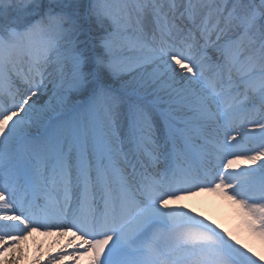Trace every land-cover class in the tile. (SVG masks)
I'll list each match as a JSON object with an SVG mask.
<instances>
[{
    "label": "snow or ice",
    "instance_id": "1",
    "mask_svg": "<svg viewBox=\"0 0 264 264\" xmlns=\"http://www.w3.org/2000/svg\"><path fill=\"white\" fill-rule=\"evenodd\" d=\"M202 192L264 242V0H0V264H264Z\"/></svg>",
    "mask_w": 264,
    "mask_h": 264
},
{
    "label": "bare ground",
    "instance_id": "2",
    "mask_svg": "<svg viewBox=\"0 0 264 264\" xmlns=\"http://www.w3.org/2000/svg\"><path fill=\"white\" fill-rule=\"evenodd\" d=\"M188 207L214 219L221 227L232 231L241 243L251 247L258 255H264V243H259L251 233L242 226L239 216L233 207L214 193L202 192L181 201ZM57 237L46 236L43 230L33 233L22 245L24 249L23 259L20 264H33V261L41 254L56 246ZM64 241L62 240L61 243ZM43 264V262H41Z\"/></svg>",
    "mask_w": 264,
    "mask_h": 264
},
{
    "label": "rangeland",
    "instance_id": "3",
    "mask_svg": "<svg viewBox=\"0 0 264 264\" xmlns=\"http://www.w3.org/2000/svg\"><path fill=\"white\" fill-rule=\"evenodd\" d=\"M253 238H256L258 241H259V243H264V242H262V241H260L257 237H255V236H253V235H251ZM263 247H264V245H263Z\"/></svg>",
    "mask_w": 264,
    "mask_h": 264
}]
</instances>
